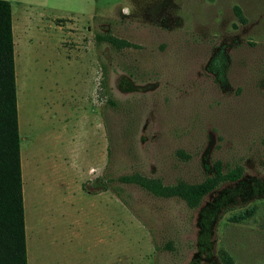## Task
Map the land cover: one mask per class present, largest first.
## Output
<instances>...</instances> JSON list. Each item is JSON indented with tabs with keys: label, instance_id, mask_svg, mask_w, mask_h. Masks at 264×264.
Here are the masks:
<instances>
[{
	"label": "rangeland",
	"instance_id": "obj_1",
	"mask_svg": "<svg viewBox=\"0 0 264 264\" xmlns=\"http://www.w3.org/2000/svg\"><path fill=\"white\" fill-rule=\"evenodd\" d=\"M4 1L27 264H188L198 211L230 190L200 264H264V0ZM215 163L241 177L195 210L116 180L197 184Z\"/></svg>",
	"mask_w": 264,
	"mask_h": 264
},
{
	"label": "trees",
	"instance_id": "obj_2",
	"mask_svg": "<svg viewBox=\"0 0 264 264\" xmlns=\"http://www.w3.org/2000/svg\"><path fill=\"white\" fill-rule=\"evenodd\" d=\"M233 11L237 19L243 22L240 10L234 7ZM94 38L96 42L107 43L115 50L130 46L126 41L110 35L96 34ZM14 68L10 4L0 0V264H26L20 137L16 107L17 86H15ZM211 68L217 70L218 62L214 60ZM218 72L221 78L222 73L219 70ZM262 144L264 146V138ZM262 169L264 173V162ZM241 174V168L222 172L220 165L215 163L212 167V174L197 184L179 181L174 185H163L157 179L139 174L119 176L116 180L122 185H134L157 199H177L183 202L188 209L195 210L200 207L206 196L216 191L221 185L238 182ZM233 191L222 192L215 200L198 211L196 258L188 264H200L202 259L212 260L211 229L221 213L229 212L232 206H235ZM239 219L241 216L235 215L230 218V222L236 223ZM166 248L169 246L167 245ZM219 259L223 264H232L231 258L224 252H220Z\"/></svg>",
	"mask_w": 264,
	"mask_h": 264
},
{
	"label": "crops",
	"instance_id": "obj_3",
	"mask_svg": "<svg viewBox=\"0 0 264 264\" xmlns=\"http://www.w3.org/2000/svg\"><path fill=\"white\" fill-rule=\"evenodd\" d=\"M12 28V27H11ZM93 129H95L96 131H98V129H101L102 126L101 124L99 123V120H97L96 118L94 119V122H93ZM18 126H19V120H18ZM58 135H60V131L58 132ZM103 165H100V166H95L94 168L95 169H98L99 167H102ZM94 168H90L89 170H93ZM22 181H23V177H22ZM23 207H24V197H23ZM24 214H25V208H24ZM23 225H24V219H23ZM31 229H24V239H25V256H26V250H27V247H26V244L27 242L29 241L30 237H31V232H30ZM29 262V260H28ZM26 264H27V258H26ZM29 264H32L31 262Z\"/></svg>",
	"mask_w": 264,
	"mask_h": 264
},
{
	"label": "bare ground",
	"instance_id": "obj_4",
	"mask_svg": "<svg viewBox=\"0 0 264 264\" xmlns=\"http://www.w3.org/2000/svg\"><path fill=\"white\" fill-rule=\"evenodd\" d=\"M17 46H18V44H17ZM17 46H16V47H17ZM16 51H17V50H16ZM16 53H17V55H18V56H17V60H16V61H17L16 66H17V70H18V74H19V73H20V70L22 69V64H23V63H20V59H21V57H20V55L18 54L19 51H17ZM17 70H16V71H17ZM23 90H24V89H23ZM23 90H22V87H21V88H20V92L23 93ZM21 100H22V99H21ZM22 102H23V101H21L20 104H21L22 113L24 114L23 107H22ZM24 104H25V103H24ZM23 128H25V127H23Z\"/></svg>",
	"mask_w": 264,
	"mask_h": 264
}]
</instances>
